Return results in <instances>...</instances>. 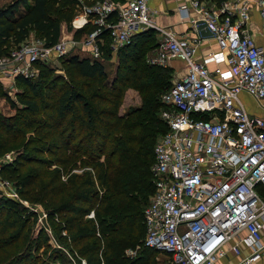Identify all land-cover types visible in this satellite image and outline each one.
<instances>
[{"label": "built area", "instance_id": "obj_1", "mask_svg": "<svg viewBox=\"0 0 264 264\" xmlns=\"http://www.w3.org/2000/svg\"><path fill=\"white\" fill-rule=\"evenodd\" d=\"M149 1L97 0L71 20L73 28L87 22L96 26L82 44L92 46L93 58L102 54V31L121 47L137 32L152 29L159 37L146 54L150 63H183L159 97L166 131L152 148L153 190L142 209L143 245L167 253L164 264H264V115L249 112L242 98V93L249 95L264 110V50L243 28L249 3L223 0L208 9L200 0H187L178 11L189 20L190 34L179 37L154 21ZM256 1L264 25V0ZM198 19L218 47L201 60ZM68 41L20 43L0 57V76H9L13 89L17 75L32 76L38 71L35 63L50 52L62 56ZM69 44L77 45V39ZM210 62L216 64L209 68ZM15 156L5 152L0 168ZM2 196L46 215L39 204L20 195L14 181L0 175ZM86 215L94 217V211ZM131 251L129 255L136 252Z\"/></svg>", "mask_w": 264, "mask_h": 264}, {"label": "trees", "instance_id": "obj_2", "mask_svg": "<svg viewBox=\"0 0 264 264\" xmlns=\"http://www.w3.org/2000/svg\"><path fill=\"white\" fill-rule=\"evenodd\" d=\"M18 2L26 0L0 8V55L10 37L18 43L30 28L40 33L46 46L56 43L60 21L70 22L76 0H33L12 20L11 11ZM95 27L86 23L74 30L73 37L78 39ZM154 33L152 29L137 32L131 43L118 48L111 79L105 69L110 53L104 49L100 59L71 55L63 60L68 78L51 75L50 68L36 62L41 76L31 80L17 75L15 84L22 90L14 97L4 94L14 113L0 112V155L12 147L17 153L1 166L0 175L15 179L27 200L49 201L74 247L87 256V264L132 263L117 251L118 243L122 239L135 243L143 232L139 198L153 190L152 148L156 137L166 131L159 116L163 107L159 97L173 78L171 67L144 60L147 49L156 44ZM99 36L105 40L107 32ZM129 87L138 91L142 102L120 114L122 95ZM72 168L83 169L72 173ZM93 209L94 218H86ZM22 210L17 201L0 197V264L29 259L34 244L28 217L18 214ZM61 227L53 223L56 235ZM42 235L34 248L45 241ZM144 249L135 261L143 257L145 264H157L154 253L158 251ZM61 254L58 249L56 255L63 260Z\"/></svg>", "mask_w": 264, "mask_h": 264}, {"label": "rangeland", "instance_id": "obj_3", "mask_svg": "<svg viewBox=\"0 0 264 264\" xmlns=\"http://www.w3.org/2000/svg\"><path fill=\"white\" fill-rule=\"evenodd\" d=\"M14 1L15 0H0V8L8 7V5L12 4ZM89 1H90V3H86L85 0H76L71 20L82 11L83 6L90 5L91 2H93L92 0H89ZM32 2H33V0H26V3H24V4L21 2H18L17 6L12 9L10 18L12 20H14L17 17H19L29 7V5L32 4ZM71 20H70V22H66L63 20L60 21L59 39L64 38L65 40H69L67 43L66 52L60 57H56L54 54H52L53 52H50V54H48L47 58L44 61H40V63H43L48 68H50L51 75L59 74V75H62L64 78L69 77L68 72H67V67L63 63V60H65L68 56L78 55V56H89L90 58H93L92 54L90 52L92 46L82 47L83 42L86 40V34L81 35L77 39V45L71 46L69 44L71 39L73 40V38H74L73 32L76 29V28L72 27ZM87 23H89V22H87ZM158 37H159V35L155 32L153 43L157 41ZM39 40H44V39L42 37H40V33L38 31H36L33 28H30L28 30L27 35L24 37V39L18 43L14 42L13 37H10L7 40V42L5 43V45L3 47L4 53L2 55H0V57L1 56H8L10 54V52H13L16 48H18L19 44L22 42L30 41V42L36 43V42H39ZM114 45L115 44L112 43V40L110 38H105V40L103 41V46H102V48H103L102 52L104 51V49H107L110 53L109 61L105 64V69H106L108 75L110 76V79H111V76L113 75V73L115 71V66L117 65V61H118L116 52H117L119 46H114ZM149 50H151V48L147 49V51L145 53V59L144 60L146 63L151 64L149 56L146 58V54L148 53ZM101 57H102V54L100 57H98V59H100ZM169 63L171 65V61ZM172 63H173L174 69L173 68H171V69L173 70V72L175 70H180L183 66V63L180 61L172 62ZM152 65H154V64H152ZM155 66H161V65L155 64ZM161 67L164 68V67H169V66L166 65V66H161ZM35 68H37V67L35 66ZM40 76H41L40 69H38V71L36 73H34L32 76H29L28 78H30L31 80H37ZM8 77L9 76L3 75L1 78V76H0V112L4 115H11L14 113V108H12L10 106L12 108V110L8 109L9 105L7 104V101L4 98V94H8L9 96L14 97L16 93H18L22 90V87H19L15 83H14L13 89L9 88L8 84L10 82V78H8ZM172 79H174V78H172ZM2 80H4V81H2ZM141 102H142V99H141V96L139 95L138 91L129 87L124 91V93L122 95L119 110L123 109L126 112L132 108L140 106ZM4 108L6 110H3ZM14 149L15 148L12 147V149H8L5 152H11V151L16 152V150H14ZM3 154L0 155V158L3 156ZM52 167H53V165H52ZM82 169L83 168H72L70 172L80 173L82 171ZM89 170H90V168H89ZM63 179H65V177H63ZM11 180L16 183L15 179H11ZM16 185H17L18 190H19V185L17 183H16ZM97 186L98 185L96 184V187ZM97 188H99V186ZM101 192H102V190H99V193H101ZM151 193H152L151 189L149 188V193H148L147 197L143 198V199H141V197L139 198V201L141 203L140 208L144 207L147 204V201H148ZM44 202H45V204L41 203V202L30 201V203H32V204H39L41 206V208L44 211H46L45 216H43L42 213L36 214L33 211H29L25 205L20 204V205H22L24 210L21 211L22 213H18V214L21 216H27L28 217L27 228H28L32 243L34 245L36 244V242H37L36 239H37L40 232L45 236V241H41V245L37 249L34 248V245H33L31 250L28 252L27 257L29 259H24L25 261L22 260L21 263H19V264H32L35 262L37 264H43V263L44 264H65V263H67V264H87V256L81 255L78 252L77 248L74 247V244L72 243L70 236L66 233V230L64 229V225H63V223H61L60 218L57 217V215L53 211H51V209L49 208V206H48L49 201H44ZM93 211H94V209H93ZM85 217L86 218H94V217H87V215ZM53 223L54 224L57 223L59 225L61 224V226H62L61 229H59L58 235H56L54 232ZM142 231H143L142 235L140 236V238L135 243L133 241H129V240L126 241L123 239L121 241H119V243H118L117 251L122 253L124 255V257L127 259V261L132 260V263H130V264H145V262H146V260L143 257H142L143 259L141 258V259H139V261L138 260L135 261L137 256H138L137 254H139V252L141 250H145L144 246H143V239L145 238V233H146L144 226L142 228ZM58 249H60L62 254H63V255L61 254V256H63V260L60 258V256L56 255L58 252ZM131 250H135L136 252L129 255V252H132ZM98 253L102 254V252L100 250ZM154 257L156 258L157 264H164L165 262L168 261L169 255L165 252H157V253L155 252ZM119 262H122L121 258H120ZM101 264H104V263H101ZM117 264H120V263H117Z\"/></svg>", "mask_w": 264, "mask_h": 264}, {"label": "crops", "instance_id": "obj_4", "mask_svg": "<svg viewBox=\"0 0 264 264\" xmlns=\"http://www.w3.org/2000/svg\"><path fill=\"white\" fill-rule=\"evenodd\" d=\"M221 1L223 0H200L201 5H203V8H208V9L216 7ZM247 1L249 3V9H248L249 18L243 24V28L247 32H249V34L253 37L255 43L261 46L264 50L263 17L259 12V6L257 4V1L256 0H247ZM185 2L187 3V0H150L149 6L153 12L154 21L159 25L168 27L170 30L174 31L179 37H183L187 34H190L189 20L181 17L178 11V5ZM106 37L109 38V36ZM217 50L218 47L213 37L201 38V40L198 42V49H197L198 60H201V57L213 53ZM177 61L178 60H171V65L169 67L173 68L172 62H177ZM215 64L216 63L214 62H210L208 64V67L212 68ZM220 66L225 67V64L221 63ZM242 98L245 107L249 112L264 115V110L259 108L256 104V101L253 100L249 95L242 93ZM8 109L12 110L10 106ZM3 110L6 109L4 108ZM119 113L124 114L126 112L125 110L122 109L119 110Z\"/></svg>", "mask_w": 264, "mask_h": 264}, {"label": "water", "instance_id": "obj_5", "mask_svg": "<svg viewBox=\"0 0 264 264\" xmlns=\"http://www.w3.org/2000/svg\"><path fill=\"white\" fill-rule=\"evenodd\" d=\"M196 28L198 35L201 38H206V37H212V33L209 31V29L206 27L204 21L202 19H198L195 22Z\"/></svg>", "mask_w": 264, "mask_h": 264}]
</instances>
